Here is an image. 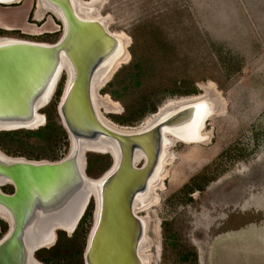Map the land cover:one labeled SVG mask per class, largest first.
I'll return each instance as SVG.
<instances>
[{
  "label": "rangeland",
  "instance_id": "1",
  "mask_svg": "<svg viewBox=\"0 0 264 264\" xmlns=\"http://www.w3.org/2000/svg\"><path fill=\"white\" fill-rule=\"evenodd\" d=\"M37 2L0 5V13L13 14L26 6L23 17L28 23L41 27L54 16L55 30L35 35L0 28V38L57 42L63 21L52 13L36 21ZM100 12L111 17V32L132 38L131 59L114 74L111 86L100 89L101 94L111 89L120 96L122 109L106 113L110 120L140 127L154 113L131 125L116 120L127 107L138 109L143 103L147 110L157 105L159 111L181 98L178 93H203L201 84L210 82L227 101L225 111L208 120L209 142L179 141L171 147L178 158L169 167L161 200L140 213L150 218L151 264H264V0H105ZM67 79L63 72L52 101L41 111L46 124L50 118L62 124L53 104L57 101L58 106ZM29 141L39 143L38 137ZM54 148L56 159H44L65 157L69 134ZM106 163L98 161L90 176H101ZM3 190L13 192L14 187L7 184ZM92 202V215L75 232L58 231L56 244L64 236L74 239L68 255L48 258L42 253L49 264H84L95 198ZM8 229L0 217V239Z\"/></svg>",
  "mask_w": 264,
  "mask_h": 264
},
{
  "label": "water",
  "instance_id": "2",
  "mask_svg": "<svg viewBox=\"0 0 264 264\" xmlns=\"http://www.w3.org/2000/svg\"><path fill=\"white\" fill-rule=\"evenodd\" d=\"M45 1L62 12L66 30L51 44L0 43V131L42 126L36 125L38 115L52 101L69 66L71 78L57 110L70 150L53 161L0 149V210L10 218L0 239V264H38L35 256L44 233L67 230L61 226L75 230L92 198L94 223L84 264H145L140 249L146 224L135 211L136 203L158 176L168 136L195 140L220 100L187 103L149 128L122 131L108 126L98 115L93 83L103 66L121 56L119 38L100 20L80 17L74 0ZM7 2L0 0V5ZM44 118L45 125V113ZM90 152L112 157L110 169L97 183L87 172ZM7 182L13 192L3 190Z\"/></svg>",
  "mask_w": 264,
  "mask_h": 264
},
{
  "label": "bare ground",
  "instance_id": "3",
  "mask_svg": "<svg viewBox=\"0 0 264 264\" xmlns=\"http://www.w3.org/2000/svg\"><path fill=\"white\" fill-rule=\"evenodd\" d=\"M20 1L21 0H8L6 5L16 4ZM104 1L105 0H74V5L76 8V12L80 15V17L85 18V19H91V20L98 19L101 22H103L109 30V23L111 21V17L105 16L101 14L100 12V9ZM27 5L31 6L30 3H28ZM26 8H27L26 6L23 7L22 9L23 12L18 11V12H14L13 14L11 13L8 15H5L4 13L1 12L0 13V28L7 29V30L20 29L24 33L35 34V35L42 34L44 31H47V30L48 31L55 30L56 22L54 21V18H52L54 16L50 17L47 21H45V23L41 27L38 24L28 23L27 20L25 19V16L23 17V15H25L26 13L24 10ZM48 13H52L53 15L57 16L59 19L63 21V24H64L63 34H64L67 25L62 15V12L52 3H49L45 0H38L37 10L35 12V20L44 21ZM113 34L117 36L121 42V51H120L121 56L115 61L108 64L107 66H103L99 70L97 76L94 79V83H93V96H94V102L96 105V109H97L99 117L105 124H107L110 127L120 129L122 131H136L139 129L149 128L152 125H154L157 121H159L160 119H163L164 117L173 113L177 109L183 107L187 103L195 102V101L202 100V99L217 98L220 100L218 101L219 109L214 115H218L222 113L223 111H225V108L227 106L226 98L222 95V92L217 88L216 84L214 82H210L208 84H201V86L204 88L203 93L196 94V95H190V96H182L179 99L168 101L159 109L158 112L154 113L153 116L149 118L146 122H144L142 126L140 127L128 128L129 126L124 127L110 120L106 116V113L119 112L122 109V105L120 104V102L113 100V98L109 94L107 95L101 94L100 89H102V87L107 85V83L112 79L113 75L122 67L123 64L129 62V60L132 57V54L129 51V46L132 42L131 36L127 34L126 32L113 33ZM7 41H31V42H38V43H43V44H51L48 42H40V41H33V40L20 39V38H9V37L0 38V43L7 42ZM66 68L68 69L67 70V73H68L67 75L69 78L68 80H70L71 72L69 70V66H67ZM38 117L39 118L37 120L36 125L40 124L43 126L44 121H45L44 113L40 112ZM206 126L202 127L199 130L195 140H190V138L184 139V138L178 137L176 135H171V134L168 136V142L166 144L165 153L162 159V166L160 168L158 176L156 180L151 183L150 189L148 193L146 194V196L141 197V199L136 203L135 211L136 213H138V215H140L144 219L145 224H146L145 242L142 244L141 249H140V253L145 259V264H151L150 262L151 257H150V254H148L147 252L151 244V240L148 235L150 218L148 215L144 216V215H141L140 213L148 210L151 206L158 204L161 200L162 194L160 191L165 189L164 181L166 180V178L168 177L170 173L169 167L178 158L177 153L171 151V147L175 146V144L179 141L185 142V143H195V142L207 143L209 142L212 134L211 132H208L207 130H205ZM90 179L93 181V183H97L99 181L98 180L99 177L95 178V177L90 176ZM10 183L11 182H7V184H10ZM0 217L7 220L8 222L10 221L9 216L2 210H0ZM54 229L50 230L49 232L46 231L47 233H44L42 240H40L41 244L39 245V249L37 251H39L42 248H50L56 244L58 240V232L56 231L57 233H55V231H53ZM61 229H67L65 230L66 232L73 233L75 232L77 228L73 230L71 228H66L65 226H61ZM35 257H36V260L38 261L37 262L38 264H43L42 261L37 257V255Z\"/></svg>",
  "mask_w": 264,
  "mask_h": 264
},
{
  "label": "trees",
  "instance_id": "4",
  "mask_svg": "<svg viewBox=\"0 0 264 264\" xmlns=\"http://www.w3.org/2000/svg\"><path fill=\"white\" fill-rule=\"evenodd\" d=\"M135 55V53H134ZM136 67L139 68V65L136 64ZM141 73V70L138 69L135 75H139ZM134 75V76H135ZM117 76V74H116ZM109 86L113 84V81L111 80L109 83ZM107 84V85H108ZM106 85V86H107ZM110 94L112 98L114 97L115 100H120V96L117 94V91L108 89L106 91V94ZM201 93V92H200ZM197 92L196 89L185 91L178 93L181 96H190V95H196L200 94ZM61 94V89L58 91V96ZM113 98V99H114ZM140 108L138 109H129L128 107L125 109V112L118 117L116 120L122 125H131L132 123L137 122L141 118L145 116L147 112L155 113L158 111L157 105H153L149 110H147L145 105L143 103H139ZM54 110H57V101L53 104ZM137 110V111H136ZM31 137H38L39 143H31L29 141V138ZM68 133L66 129L61 125L56 124L51 118L50 121L44 125L41 126L38 129H18V130H3L0 131V148L5 151L9 155L13 156H23L26 155L30 159H44V158H53L56 159V155L54 154L56 147L59 144V141L62 139H67ZM8 139L12 140V143ZM66 142H68L66 140ZM52 151L49 153L47 150ZM106 159L107 163L103 170V174L111 167L112 165V157L109 154H103V153H95L90 152L88 153V168L87 172L89 175H93L95 172V164L100 161ZM102 174V175H103ZM100 177V176H99ZM97 178V177H96ZM93 212V202L91 201L89 204V207L82 218L81 222L79 223V226L83 224V222L92 215ZM78 226V227H79ZM61 233L65 234L66 231L61 230ZM65 240H59V242L50 249L42 248L38 252V256L42 258L41 261H44L46 264H49V260L47 257L42 255L44 251H46L50 256L48 258L63 255H68V249L70 247L74 246V239H69L64 236Z\"/></svg>",
  "mask_w": 264,
  "mask_h": 264
},
{
  "label": "flooded vegetation",
  "instance_id": "5",
  "mask_svg": "<svg viewBox=\"0 0 264 264\" xmlns=\"http://www.w3.org/2000/svg\"><path fill=\"white\" fill-rule=\"evenodd\" d=\"M5 234H6V233H5ZM5 234H4V235H5ZM4 235H3V236H4ZM37 252H38V251H37ZM36 255H37V254H36ZM42 262H44V261H42ZM44 263H45V262H44Z\"/></svg>",
  "mask_w": 264,
  "mask_h": 264
}]
</instances>
